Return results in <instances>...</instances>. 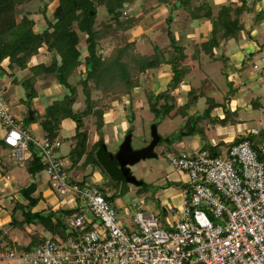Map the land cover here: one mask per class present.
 Wrapping results in <instances>:
<instances>
[{
  "label": "rangeland",
  "instance_id": "obj_1",
  "mask_svg": "<svg viewBox=\"0 0 264 264\" xmlns=\"http://www.w3.org/2000/svg\"><path fill=\"white\" fill-rule=\"evenodd\" d=\"M225 1L229 2L228 7L233 4L230 0ZM134 2V4L123 10L124 14H122L121 20L125 21V28H122L123 30L117 29L107 39L97 41L96 46L98 57L102 58L103 63H108L110 58L117 57L116 55L119 53L122 55L121 61L129 69L127 75L129 78L126 79V83H132V87H125L123 83H114L115 78H117V82L123 80L121 78L123 72L120 69L105 74L102 73L101 69L97 79L89 77L85 73V60L89 56L86 45L87 35L80 33L75 24L74 28L80 38L78 49L81 52V65L69 79L70 86L74 88L75 92L73 93L63 87L57 81L55 75L41 74L38 76V81L34 87L35 94L33 97L28 96L26 91L20 97L13 96L12 99H7L9 111L15 117L17 125L30 132L37 130L38 126L37 131L39 133L36 134V138L43 139L44 134L41 123L45 119L46 109L54 102L63 101L65 97L72 96V109L74 111L83 112L88 109L89 105L92 106V112L83 118L84 126L82 128L88 133V152L99 140L100 131L104 136L105 145L109 152H114L122 144L119 142H123L126 131L130 127L133 130L132 146L134 149H141L151 139V123L155 120L151 111L153 105L158 109H163L168 103L174 105V110L169 112V116L160 122L158 128L159 134L164 137H172L179 130L177 128L183 124L187 108L190 110H188L189 115L194 112L203 115L204 111L206 112L209 108L207 100L213 99L222 106L215 108L213 115L223 119L227 110L231 113L235 123L217 124L211 127L208 125V119H204L199 123L201 128L196 136L177 138L170 143L172 146L174 145L173 147H177L175 144L178 143L180 150L183 148L185 152L190 154L206 143L215 145L222 142L226 145L222 149H225L232 144V141L241 140L242 138L249 139L248 135L255 136V144L261 143L264 137V67L256 71L253 69V63L246 61L244 69L233 70L230 61L222 60L219 53H224L226 56L233 55L234 50H238L239 46L232 49L233 45H228L226 42H223L220 52L218 49V52H216L217 47L214 48V54L219 60L216 57L214 60L211 59L202 50H199L198 57H194L197 50L196 46H200L196 44H200L202 39L200 37L199 39L196 38L199 33L192 34L193 28L196 26V23L192 22L196 19L195 15L191 14L193 10H191L190 15L184 9L179 13L175 12L174 6L179 2L181 3L178 0H171L172 7H168V10L161 9L159 5L154 6V0H135ZM186 3L188 4V2ZM189 4L192 5V3ZM57 5L58 1L51 2L50 0L28 2L17 8L18 22L24 17H28L34 21L36 33H41L46 29L49 20L53 22V12ZM222 7L225 6H218L219 9ZM220 11L221 9L218 10V13ZM169 13L172 14L170 23L167 20ZM234 15L233 17H235ZM255 17L257 15H254L253 19ZM132 19L137 21L133 23ZM107 23L114 24L112 16L107 12L106 7L97 4L96 30L101 32L102 29L98 28ZM243 37L248 39L249 34L244 33ZM179 49L180 51H178ZM242 51L239 52V56L245 55V52ZM159 53L164 59L163 62L158 63L156 67L139 70L144 62L155 58ZM176 57L179 58L177 63H179L181 70H185L184 73H186L183 82L177 88H173L169 83L173 76L172 63ZM52 60L53 58L46 47H43L40 53L32 59L30 67L25 71H11L6 65L8 61L5 60L4 63L6 64L2 63L3 67L0 68V73L7 77L4 83L0 85V89L6 90L7 88L8 90L5 98L8 95L10 96V92L12 93L11 90L17 84L16 79L21 80L20 82L28 81L33 75L30 70L31 67L43 64L50 65ZM242 71L247 74L244 72L241 75ZM116 74L120 76L116 77ZM245 75H248L249 80L244 78ZM83 82L86 83L90 93L89 102L85 92L87 89ZM25 87L23 86L24 91ZM160 94L164 96L159 98ZM191 94L196 95L197 99L192 101ZM35 96H37V99L34 98ZM183 104H186V111L182 110ZM30 111L35 114V120L31 122L28 118ZM98 113L103 115L101 129L99 127L101 120ZM131 120L133 123L130 122ZM73 125L77 126L73 119H64L58 137L62 145L59 153L68 165L70 164L67 154L75 144L72 137L76 134V128H73ZM1 129L2 127L0 128V140L3 141L5 132ZM170 144H160L156 148L157 158L142 160L132 167L133 174L146 183V186L143 187L127 184L125 181L119 185L116 184V188L110 187V183L106 181L100 170L94 171L92 175H90L92 166H89L87 170H81L80 167H82L86 157L82 159L78 167L71 169L69 174L73 175V179H85L92 185L100 186L108 197H114L111 204L117 213L118 221L122 225L130 227L129 218L134 215L135 210L143 202L146 210L156 213L161 211L162 208L169 210L173 205L178 206L181 204L185 176L175 169L168 160L167 150ZM11 151L12 149L8 146L3 144L0 146V159L6 166L4 173L1 174H10L15 182L23 186L22 189L28 188L32 180H37L38 185L46 186V190L50 189L52 191L53 201L55 200L54 202L59 208L65 205V197L60 196L52 189L51 185H47L44 179L42 182L39 180L45 178L44 176L47 178L46 172H41L35 177L28 173V164L31 163L32 155L36 152L33 144H29L26 159L22 161L13 159ZM102 181H105V183L103 184ZM19 194L23 196L21 191ZM49 194L51 193L49 192ZM2 200L4 198L0 196V202ZM16 201L14 200V206L17 204ZM46 203L51 205L49 200H46ZM67 206H70V204H67ZM165 217L162 219V228L168 230ZM67 221L69 222V218H67Z\"/></svg>",
  "mask_w": 264,
  "mask_h": 264
},
{
  "label": "built area",
  "instance_id": "obj_2",
  "mask_svg": "<svg viewBox=\"0 0 264 264\" xmlns=\"http://www.w3.org/2000/svg\"><path fill=\"white\" fill-rule=\"evenodd\" d=\"M0 124L11 157L25 160L32 143L54 190L79 209L69 219L67 240L9 250L0 264H264V137L258 145L232 141L217 154L205 145L190 154L179 146L169 150L168 160L185 178L181 204L166 210V230L161 212L146 210L144 202L130 227L122 225L100 186L73 182L66 173L58 138L37 139L17 125L3 89Z\"/></svg>",
  "mask_w": 264,
  "mask_h": 264
},
{
  "label": "trees",
  "instance_id": "obj_3",
  "mask_svg": "<svg viewBox=\"0 0 264 264\" xmlns=\"http://www.w3.org/2000/svg\"><path fill=\"white\" fill-rule=\"evenodd\" d=\"M31 1L33 0H0V63H3L6 60L8 61V68L11 71H25L30 67L32 59L40 53V50L43 49V47L47 48L49 54L53 58L50 65L43 64L31 67L30 70L33 73L32 77H30L28 81L23 82V85L26 86L25 90L27 93L30 92V95L28 96L33 97L35 94L34 87L38 81V76L41 74L55 75L57 81L63 87L73 93L75 92L74 88H71L69 83V79L81 65V52L78 49L80 38L74 28L75 24L77 25V29L80 30V33L87 35L86 45L89 56L85 60V73H87L89 77L97 79V75L101 69L104 74L120 69L123 72L121 75L123 80L117 82V78H115L113 80L114 83H123L125 87H132V83H126V79L129 78L127 76L129 69L122 63V55H120V53L117 54V57L110 58L108 63L102 62L101 67V61L100 57H98L96 46L97 41L107 39L112 33H115L114 31L117 29L123 30L125 28L126 23L121 20L122 14H124L123 10L134 4L135 0H50L51 2L58 1V5L53 12L54 20L53 22L49 20L46 29L41 33H36L34 29L35 23L28 17H24L18 22L17 8ZM97 4L106 7L107 12L112 16L114 22V24H102V27L98 28L102 29L101 32L95 28ZM203 7L205 6L194 8L193 13L190 12L195 15L196 18L198 14L200 15V11ZM243 10V4L239 7H233V5L230 7L225 6L221 8L218 16L213 19L214 23L211 36L209 40L203 44L204 51L211 57L214 56V48L218 47L223 39L227 40L235 38L240 31L244 29L243 23L240 19ZM233 12L235 15L232 14ZM206 14L210 17L212 16V11L207 10L205 15ZM233 15L235 17H233ZM167 20L170 23L172 21V16H168ZM132 21L134 23L137 20L132 19ZM178 51H180V49ZM196 52L199 54L198 49ZM58 57H60V59H58ZM158 63H160L159 55L148 60V62H144L139 70L156 67ZM172 64L173 76L169 85L173 88H177L183 82V77L186 72L184 73L185 70H181L179 63H177V57L173 60ZM115 76L117 77L120 75L116 74ZM16 83H20V81H16ZM26 83H28V85H26ZM83 84H85L86 87V83L83 82ZM85 92L87 101L89 102L90 93L88 92V89ZM34 98H37V96ZM207 103L209 105L208 110L203 115L196 114L195 118L197 120V125L204 119H208V124H210L211 127L217 124L227 125L235 123L231 113L227 110L225 111L226 114L223 119L220 117L212 118L210 112L215 108L222 106L217 104L213 99L207 100ZM72 104V96H67L63 101H56L46 109L45 119L41 123L43 134L46 137L55 140L59 137L62 121L66 118L73 119L77 124L76 134L72 137L75 144L67 154V159L69 160L70 165L65 167L66 173H69L74 167H78L82 159L86 157L85 162L82 167H80L81 170H87L89 166H92V173H90V175H92L94 171L100 170L106 181L110 183L109 186L116 188L115 185H119L123 180L118 176V170H114L109 166L110 161L106 158V152L109 151L105 145L104 136L101 131L99 132V140L93 145L91 151L88 152L87 150L88 133L82 130L84 126L83 117L92 112V106L89 105L88 109L82 113H75L72 109ZM164 109L167 111L166 113L171 112L174 110V105L168 103ZM187 109L189 110V108ZM151 110L157 116L161 113V110H157L155 105L151 107ZM102 116V114L98 113V117L101 120V123H99L100 129L103 123ZM130 122L133 123L132 120ZM132 132L133 130L129 129L128 134ZM181 133L186 134L183 131ZM195 134H197V130L195 131ZM186 135L191 136L194 134L189 133ZM179 137L181 138L183 136ZM248 138L253 142L255 141V136L248 135ZM238 141L239 140H235V142ZM2 144L7 146L4 141L0 140V146ZM257 144L258 143H256V145ZM223 146L226 145L222 142L216 145H210L209 143L205 144V147L210 149L213 154L221 152ZM62 160L64 161L65 159L62 158ZM27 171L34 177L41 172H45V166L43 165L39 153L35 152L32 155V161L28 164ZM72 181L75 182V180ZM102 183L104 184L105 181H102ZM20 191L27 202L26 204H15L14 211L12 212L13 226L23 228L25 225H41L50 233L52 236L51 238L67 240L69 237V222L66 219L79 212V209L60 210L51 208L48 212L41 211L33 213V209L42 200V197H33L37 191L36 182H32L28 188ZM109 200L110 202H113L114 197H111ZM160 212L164 217L167 213L166 208H162ZM45 240H39L36 236L32 239L31 243L28 246L23 247V249L21 247V250H12L17 252H28L34 247L41 245Z\"/></svg>",
  "mask_w": 264,
  "mask_h": 264
},
{
  "label": "crops",
  "instance_id": "obj_4",
  "mask_svg": "<svg viewBox=\"0 0 264 264\" xmlns=\"http://www.w3.org/2000/svg\"><path fill=\"white\" fill-rule=\"evenodd\" d=\"M178 1H181V3L180 2L178 4L176 3L177 5L174 6V11L178 13L183 11L182 9H184V11L190 15V11L193 10L194 8H198V6L199 7L205 6L200 11V15L198 14L196 16V19L192 20V22L194 21L196 23V26H194L193 28L194 30L192 34L195 35L196 33H199L198 37L196 36V38L199 39L200 37V39H202L200 44L199 43L196 44V45H200V46H196V49L204 51L203 44L209 40L212 30H213V23H214L213 19H215L218 16L217 14L218 10L221 9V8L219 9L218 6L219 7L227 6L229 2L227 3V1L225 0H178ZM230 1L233 2L232 4L233 7H239V6H242L243 4L244 10L240 16V19L242 18L241 21L243 23L244 29L241 30L238 36H236L235 38H230L227 40L223 39L220 42L219 46L216 48V52H218V50L220 52L221 48L223 47L222 46L223 42H226L228 45L229 44L233 45L232 49H235L234 47L239 46L238 50H234L233 55L231 54L229 56H226L224 53L220 52L219 56L221 57L222 60H225L226 62L227 60L230 61V65L232 66V69L235 71L244 69L246 61L253 63V69H254L255 64H258L264 67V61H262L264 60V0H247V1L246 0H230ZM170 2L171 0H154V6L159 5L161 6V9L163 8L164 10L165 9L168 10V7H172ZM186 2H188V4ZM189 3H192V5L190 6ZM207 10L212 11V16L208 17L207 14L205 15ZM169 14L172 16L171 13ZM254 15L255 16L257 15L255 19H253ZM184 29H189V28H184ZM244 33L249 34L248 39L243 37ZM241 51L245 52V55L239 56L238 54ZM201 52H200V55H201ZM214 53H215V50H214ZM198 56L199 54L195 52L194 57H198ZM208 56L210 55L208 54ZM215 57L216 56L214 54V56H212L211 59L214 60L217 58L219 60L218 57L216 58ZM2 65L3 64L0 63V68L3 67ZM6 65L8 66V64ZM244 72L242 71L240 74L242 75V73ZM244 78H248V75H245ZM6 79L7 77L4 74L0 73V85L3 84ZM16 81L19 82L21 80L16 79ZM23 86H24L23 82L17 83L16 86L13 87V89L11 90L12 93L10 92V96L9 95L6 96V100L12 99L13 96L20 97L21 95H23V93L26 92V90L24 91ZM4 91H5V94H7L8 92L7 88ZM213 111H212V114H213ZM213 116H217V115H213ZM72 127L76 128L75 125H73ZM37 130H38V126H37ZM37 130L32 131V133L36 135L37 133H39V131ZM64 162L66 163V167H67L68 166L67 161L64 160ZM4 164L5 163H3L2 160L0 159V174L4 173L5 171L6 166ZM5 175H2V174L0 175V188H1L0 196L4 198V200L0 202V256L2 253H5L12 249L21 250L20 249L21 247L23 249V247L28 246L31 243L32 239L36 236L38 237L39 240H42V241L47 238L52 237L50 233L47 232V230H45V228L41 225H25L23 228L13 226L11 213L14 211V208H15V206L13 205L14 200L15 201L17 200L16 202L20 204H26L27 201L24 198V196H21L19 194L23 186H20L19 183L15 182L10 177V174H7L6 176ZM70 175L73 177L72 174ZM44 177L45 178H40L39 180L42 182L44 179V181L47 182V185H52L49 177L48 176L47 178L46 176ZM32 182H36V185H37V191L33 195V197H42L41 198L42 200L33 209L32 211L33 213L41 212V211L48 212L51 208L60 209V210H65V209L66 210H75V209L78 210V207L74 202H69V201L67 202V200H66L65 205H62L61 208H59V206L56 205V203L54 202L55 200L53 201V198L51 196L53 193L50 189L46 190L45 188L46 186H43V185L40 186V184L38 185L37 180H34V181L32 180ZM49 192L51 194H49ZM46 200H49L51 202V205L47 204ZM67 204H70V206H67Z\"/></svg>",
  "mask_w": 264,
  "mask_h": 264
},
{
  "label": "water",
  "instance_id": "obj_5",
  "mask_svg": "<svg viewBox=\"0 0 264 264\" xmlns=\"http://www.w3.org/2000/svg\"><path fill=\"white\" fill-rule=\"evenodd\" d=\"M45 9L43 8V11ZM163 61V60H162ZM179 58L177 59V62ZM30 95V92H28ZM197 99V96L194 97ZM29 120L34 121L35 116L34 112H29ZM182 128L177 130L176 134L172 137L162 139L158 133V126L157 124H153L151 126V137L152 141L148 146H145L141 149H134L132 146V133H129L122 144L119 147V150L116 154H112L111 152H106V158L110 161L109 166L114 169L118 170L121 175V179L129 184L135 185L137 187L146 186V183L142 179H138L131 171L130 167L135 166L136 164L140 163L142 160H149L157 158V154L155 152L156 147L159 144H170L172 141L176 140L179 136L189 137V135L183 134ZM39 156H41L39 154Z\"/></svg>",
  "mask_w": 264,
  "mask_h": 264
},
{
  "label": "flooded vegetation",
  "instance_id": "obj_6",
  "mask_svg": "<svg viewBox=\"0 0 264 264\" xmlns=\"http://www.w3.org/2000/svg\"><path fill=\"white\" fill-rule=\"evenodd\" d=\"M159 58H160V62H163L162 60H164L163 59V57H161V54L159 53ZM100 61H101V67H102V58H100ZM166 62H167V59H166ZM71 88H73L72 86H71ZM162 96H164L163 94H160V96H159V98L160 97H162ZM196 95H194V94H191V98H192V101H194L195 99H194V97H195ZM73 98V97H72ZM200 99V98H199ZM198 99V100H199ZM167 105V104H166ZM165 105V106H166ZM164 106V107H165ZM183 107H182V110L183 111H186V108L187 107H185L186 106V104H183L182 105ZM164 107H163V109H161V108H156L157 110H161V113L157 116L154 112H152L153 114H154V117H155V120H153V122L151 123V126H152V124H157V126H158V128H159V125H160V122H162L163 120H165L166 119V117L167 116H169V112L168 113H166L167 111L164 109ZM74 111V110H73ZM152 111V110H151ZM190 111V110H189ZM189 111L187 112V114L184 116V121H183V124H181L177 129H180V128H183V132L184 133H186V134H189V133H192V134H194V135H191V136H189V137H193V136H196L197 134H195V131L197 130V133L199 132V129L201 128V124H198L197 125V120H196V114H198L197 112H194V113H191V115H189ZM75 113H82V111L81 112H76V111H74ZM84 112V111H83ZM204 113H205V111H204ZM210 115H211V117L212 118H214L215 116H213V114H212V112L210 113ZM85 117V116H84ZM83 117V118H84ZM193 117V118H192ZM208 125H210V124H208ZM131 128V127H130ZM129 128V129H130ZM129 129H127V131H126V134H125V137L128 135V132H129ZM133 133V132H132ZM158 133H159V130H158ZM133 135V134H132ZM160 136H161V138L162 139H166V138H169V137H164L163 135H161V134H159ZM125 137H124V139H125ZM124 139H123V141H124ZM179 139H180V137H179ZM151 141H152V137H151V139H150V141L149 142H147L143 147H145V146H148L150 143H151ZM119 143H122V141L121 142H119ZM106 144V143H105ZM160 145V144H159ZM158 145V146H159ZM168 145V144H167ZM175 145H177V146H179V144L177 143V144H175ZM120 146V145H119ZM157 146V147H158ZM171 146V147H170ZM170 146H169V149L167 150V152L169 151V150H171V149H173L174 147V145L172 146L171 144H170ZM107 147V146H106ZM156 147V148H157ZM108 149V148H107ZM138 149V148H137ZM119 150V147L113 152V151H111V153L112 154H116L117 153V151ZM156 150V149H155ZM109 151V150H108ZM132 167H134V166H131L130 167V169H131V171H132ZM133 173V172H132ZM118 174V173H117ZM118 176L119 177H121V175H120V173L118 174ZM124 181H122V183H123ZM128 184V183H127Z\"/></svg>",
  "mask_w": 264,
  "mask_h": 264
}]
</instances>
